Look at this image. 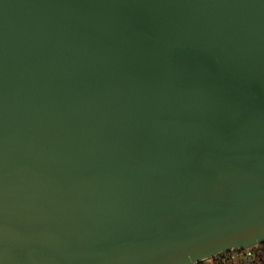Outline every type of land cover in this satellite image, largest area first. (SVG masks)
I'll use <instances>...</instances> for the list:
<instances>
[{"label": "water", "instance_id": "95a60500", "mask_svg": "<svg viewBox=\"0 0 264 264\" xmlns=\"http://www.w3.org/2000/svg\"><path fill=\"white\" fill-rule=\"evenodd\" d=\"M262 242L264 0H0V264Z\"/></svg>", "mask_w": 264, "mask_h": 264}, {"label": "built area", "instance_id": "2783aa9c", "mask_svg": "<svg viewBox=\"0 0 264 264\" xmlns=\"http://www.w3.org/2000/svg\"><path fill=\"white\" fill-rule=\"evenodd\" d=\"M225 256H229L232 259L233 264H236L235 261H236V258L238 257L245 258L246 261L251 260L250 250L245 249V250H240V251H233V250L222 251L217 254H214L212 257L204 258V259H201L200 261H196L191 264H207V263L213 264L215 259L220 260Z\"/></svg>", "mask_w": 264, "mask_h": 264}, {"label": "trees", "instance_id": "16d2710c", "mask_svg": "<svg viewBox=\"0 0 264 264\" xmlns=\"http://www.w3.org/2000/svg\"><path fill=\"white\" fill-rule=\"evenodd\" d=\"M251 252V260L243 264H264V242L249 248ZM213 264H233L229 256H225L220 260L215 259Z\"/></svg>", "mask_w": 264, "mask_h": 264}, {"label": "crops", "instance_id": "0c3cea01", "mask_svg": "<svg viewBox=\"0 0 264 264\" xmlns=\"http://www.w3.org/2000/svg\"><path fill=\"white\" fill-rule=\"evenodd\" d=\"M245 262L244 259H242V257H238V259L235 261L236 264H243Z\"/></svg>", "mask_w": 264, "mask_h": 264}, {"label": "rangeland", "instance_id": "374dc122", "mask_svg": "<svg viewBox=\"0 0 264 264\" xmlns=\"http://www.w3.org/2000/svg\"><path fill=\"white\" fill-rule=\"evenodd\" d=\"M238 258H236V260H237ZM242 259H244L245 260V258H242ZM245 262H246V260H245ZM207 264H210V263H207Z\"/></svg>", "mask_w": 264, "mask_h": 264}]
</instances>
